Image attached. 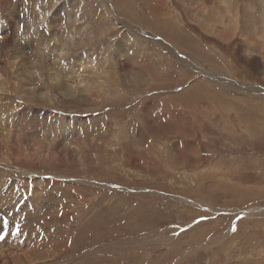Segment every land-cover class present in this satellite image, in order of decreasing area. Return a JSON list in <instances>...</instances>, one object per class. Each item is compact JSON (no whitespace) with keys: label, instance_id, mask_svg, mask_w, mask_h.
I'll list each match as a JSON object with an SVG mask.
<instances>
[{"label":"rangeland","instance_id":"374dc122","mask_svg":"<svg viewBox=\"0 0 264 264\" xmlns=\"http://www.w3.org/2000/svg\"><path fill=\"white\" fill-rule=\"evenodd\" d=\"M6 4L0 187L19 223L3 216L0 245L32 264H264V0Z\"/></svg>","mask_w":264,"mask_h":264},{"label":"bare ground","instance_id":"6f19581e","mask_svg":"<svg viewBox=\"0 0 264 264\" xmlns=\"http://www.w3.org/2000/svg\"><path fill=\"white\" fill-rule=\"evenodd\" d=\"M45 2V1H44ZM6 3H8V0H0V8L1 9H5L6 7H9L8 6V4H6ZM36 3V2H35ZM46 5H49V4H46ZM46 5H44L43 3H42V5L41 6H39L38 8H36L35 9V11H33L32 13H30L29 14V16H28V20H26V27L28 28V27H33L34 25L32 24V23H34V22H40L42 19H46L47 18V16H43V15H45L44 14V12H45V10H47V6ZM51 5H52V3H51ZM14 6V5H13ZM11 8V7H10ZM0 9V10H1ZM8 11H9V9H8ZM11 11V10H10ZM5 14V13H4ZM10 16V15H9ZM3 17H5V19H6V21L9 19L6 15L5 16H3ZM11 17V16H10ZM12 19L14 20V21H16V15L15 14H13L12 15ZM88 20V19H87ZM9 23L11 22V21H8ZM21 22V21H20ZM65 26V25H64ZM67 26H68V24H67ZM14 27V26H13ZM59 27V26H58ZM66 27V26H65ZM60 28V27H59ZM65 29V28H64ZM64 29H61V31L62 30H64ZM57 30L59 31V29L57 28ZM60 31V32H61ZM166 33V32H165ZM3 35H5V34H3ZM7 35V34H6ZM1 36V35H0ZM3 37V36H2ZM39 40V42H38V44L39 45H42V42L43 43H45L46 41H48V38L46 37V35L45 34H41L40 35V33L36 36ZM186 37V36H185ZM187 38V37H186ZM175 41V40H174ZM179 41V40H178ZM190 41V40H189ZM183 42V41H182ZM180 43V42H179ZM179 43H177V44H179ZM190 43V42H189ZM193 43V42H192ZM183 45V44H182ZM179 46H180V44H179ZM121 48V47H120ZM173 48V47H172ZM175 48H173V50H174ZM176 51V50H175ZM176 53H177V51H176ZM202 54V53H201ZM194 56V55H193ZM93 58V57H92ZM134 58V57H133ZM93 62V60H91V61H88V63L89 64H93L92 63ZM151 63V62H150ZM122 64V63H121ZM84 66H86V65H84ZM82 67V66H81ZM83 68V67H82ZM71 77V76H70ZM69 77V78H70ZM73 78V77H72ZM74 78H75V76H74ZM84 78V77H83ZM78 80V79H77ZM80 80V79H79ZM83 81V80H82ZM76 84V83H75ZM70 85H72V84H70ZM65 85L64 84H62V83H59L57 86H56V88L57 89H59V90H64L65 88ZM75 87V86H74ZM68 88V87H67ZM70 88V87H69ZM68 88V89H69ZM88 89V88H87ZM83 90V89H82ZM73 91V90H72ZM62 93V92H61ZM60 93V94H61ZM55 95H57V94H55ZM63 95V94H62ZM54 96V95H53ZM51 97V96H50ZM54 97H56V96H54ZM70 96H68V98H69ZM58 98V97H57ZM55 99V98H54ZM66 99V98H65ZM40 119V118H39ZM49 124V123H48ZM81 127V126H80ZM71 131V130H70ZM68 133V132H67ZM76 133V132H75ZM79 133V132H78ZM47 135V134H46ZM69 136V135H68ZM87 137V136H86ZM38 161V160H37ZM36 161V162H37ZM18 162V161H17ZM5 176V175H4ZM12 176H9V178H7V179H10ZM17 179V178H16ZM21 179H22V176H21ZM6 180V179H5ZM13 180V179H12ZM18 180V179H17ZM8 181V180H7ZM28 181H30L29 179H28ZM4 182V181H3ZM13 182V181H12ZM17 182V181H16ZM15 182V183H16ZM32 183V182H31ZM43 183V182H42ZM1 185V184H0ZM2 185H4V184H2ZM1 188V187H0ZM37 189V188H36ZM13 190H14V185H11V186H7L6 184L3 186V188H1L0 189V226H1V224H2V218H3V216H11V218H12V220L13 221H15V222H17V223H19V221H18V218H19V214H17L16 212H14L13 211V207H15V204H13V205H10L9 203L10 202H12V201H10V202H8V204H7V199L9 198V196L8 195H10L11 197H13V195H14V192H15V190H14V192H13ZM18 192V191H17ZM19 193V192H18ZM11 199V198H10ZM16 199V198H15ZM30 199V198H29ZM25 200V199H24ZM14 201V200H13ZM16 201H18V200H16ZM38 201H40V200H38ZM51 201V200H50ZM12 204V203H11ZM44 204V203H43ZM37 205V204H36ZM40 205V204H39ZM41 206V205H40ZM52 206V205H51ZM24 207V206H23ZM20 208V207H19ZM42 209V208H41ZM28 210V209H27ZM22 212H23V210H22ZM21 222H22V220H21ZM27 224V223H26ZM125 224V223H124ZM23 225V224H22ZM122 226V225H121ZM22 227V226H21ZM120 227V226H119ZM96 228V227H95ZM24 229V228H23ZM25 232V231H24ZM20 238H21V236H20ZM18 240H19V238L16 240V241H14V242H12V244H10V242H4L2 245H0V264H32V261H33V257H32V251H29V253L28 252H25V251H27L28 249H26V248H22L21 246L19 247V242H18ZM25 240V239H24ZM27 241V240H26ZM23 243V242H22ZM39 244V243H38ZM26 245H27V243H26ZM35 246H36V244H35ZM28 247V246H27ZM35 248V247H34ZM21 251H24L25 253H23L22 254V256H21ZM29 260V261H28Z\"/></svg>","mask_w":264,"mask_h":264},{"label":"crops","instance_id":"0c3cea01","mask_svg":"<svg viewBox=\"0 0 264 264\" xmlns=\"http://www.w3.org/2000/svg\"><path fill=\"white\" fill-rule=\"evenodd\" d=\"M255 32H256V31H254V33H255ZM256 34H257V32H256ZM256 34H255V35H256ZM247 50H248V49H247ZM247 50H246V51H247ZM249 51H250V48H249ZM245 53H246V52H245ZM246 54H247V53H246ZM248 57H251V55H248ZM245 63L248 64L247 61H246V58H245Z\"/></svg>","mask_w":264,"mask_h":264},{"label":"water","instance_id":"95a60500","mask_svg":"<svg viewBox=\"0 0 264 264\" xmlns=\"http://www.w3.org/2000/svg\"><path fill=\"white\" fill-rule=\"evenodd\" d=\"M130 191H132V190H130Z\"/></svg>","mask_w":264,"mask_h":264}]
</instances>
